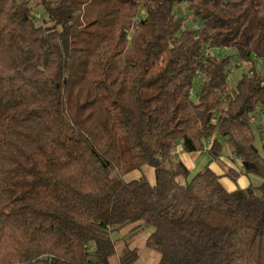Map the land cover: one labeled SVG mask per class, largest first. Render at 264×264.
Returning a JSON list of instances; mask_svg holds the SVG:
<instances>
[{"label": "trees", "instance_id": "1", "mask_svg": "<svg viewBox=\"0 0 264 264\" xmlns=\"http://www.w3.org/2000/svg\"><path fill=\"white\" fill-rule=\"evenodd\" d=\"M257 117L264 0H0V264H112L137 223L158 264H264ZM178 148L261 183L228 192ZM143 166L153 185L125 179Z\"/></svg>", "mask_w": 264, "mask_h": 264}, {"label": "rangeland", "instance_id": "2", "mask_svg": "<svg viewBox=\"0 0 264 264\" xmlns=\"http://www.w3.org/2000/svg\"><path fill=\"white\" fill-rule=\"evenodd\" d=\"M26 1H28L31 4V6H34L38 0H26ZM182 9L183 6H181L180 10ZM41 14L42 13H40V11H36V15L38 19L43 23ZM140 16H143V12L140 14ZM187 19L192 20L190 16H188ZM251 67H252L251 64H247L233 70L228 77L229 86L233 88L237 80L241 77V75L243 73H246L247 70ZM201 83L202 81L200 79H196L194 81L192 86V92L194 94H197L200 91ZM255 145L259 149V151H261V142L259 137L256 139ZM142 176H144L150 183L154 182L153 169L148 166H146L145 171L141 168V170L132 172L129 175H127L125 179L127 181H133L139 179ZM247 178L249 181V186L251 185L256 187L261 183V180L258 179L257 177L250 176ZM180 181L183 182V180ZM237 188L240 187L237 186ZM153 231L154 228L152 226L146 225L144 223L133 224L122 230L115 231L112 234V237L116 246V254L112 258V264H118L120 252L128 243L131 248L133 249L136 248L139 251V259L134 264H158L160 259V254L146 246V240L153 233Z\"/></svg>", "mask_w": 264, "mask_h": 264}, {"label": "crops", "instance_id": "3", "mask_svg": "<svg viewBox=\"0 0 264 264\" xmlns=\"http://www.w3.org/2000/svg\"><path fill=\"white\" fill-rule=\"evenodd\" d=\"M259 119L261 118H256L257 124L262 123V126L264 128V118L263 120H261V122L259 121ZM176 156L186 166L191 176L195 175L197 172L204 169L205 167L211 169L220 178L219 180L221 185L228 192L236 190L237 186H239L241 189H245L249 186L248 178L244 175H240L237 178L236 182H233L228 177H226V171L228 169H234L238 171L237 166H239L238 161H232V156L228 150H225L217 160H212L206 151L198 153H184L181 148L177 149ZM142 169L145 171L146 166H143ZM154 183L155 175L154 182H149V184L153 185Z\"/></svg>", "mask_w": 264, "mask_h": 264}, {"label": "built area", "instance_id": "4", "mask_svg": "<svg viewBox=\"0 0 264 264\" xmlns=\"http://www.w3.org/2000/svg\"><path fill=\"white\" fill-rule=\"evenodd\" d=\"M250 121H251V122H254V118H253V117H251Z\"/></svg>", "mask_w": 264, "mask_h": 264}]
</instances>
